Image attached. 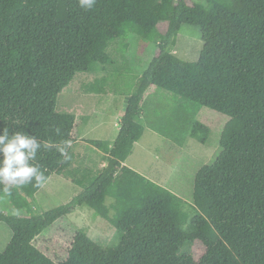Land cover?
Wrapping results in <instances>:
<instances>
[{"label": "trees", "instance_id": "obj_1", "mask_svg": "<svg viewBox=\"0 0 264 264\" xmlns=\"http://www.w3.org/2000/svg\"><path fill=\"white\" fill-rule=\"evenodd\" d=\"M184 24L202 31L196 62L172 52ZM131 36L154 43L155 56L136 77L116 140H86L105 155L98 170L85 168L74 151L77 118L57 112L59 95L79 73L95 76L84 92L109 94L105 86L123 74L114 55ZM151 87L170 104L157 110L156 131L180 145L184 134L208 144L202 109L229 118L220 155L195 177L192 205L126 165L145 133L140 103ZM5 127L64 146L65 155L42 146L35 163L48 180L61 176L82 192L37 216L30 203L43 187L5 192L0 184L9 201L0 222L12 231L0 264H264V0H96L90 10L80 0H0ZM82 206L108 221L119 243L107 246L84 228L71 241L63 235L53 257L43 251L46 231Z\"/></svg>", "mask_w": 264, "mask_h": 264}, {"label": "rangeland", "instance_id": "obj_2", "mask_svg": "<svg viewBox=\"0 0 264 264\" xmlns=\"http://www.w3.org/2000/svg\"><path fill=\"white\" fill-rule=\"evenodd\" d=\"M178 1L175 0L176 3ZM202 1L187 0V3ZM166 27L163 25L160 31L165 33ZM121 41L118 52L114 56H118L119 60L118 73L123 74L116 75L117 80L105 86L109 94L97 95L84 92L83 86L93 82L95 76L89 73H79L58 98L57 112L75 115L77 118V129L74 136L79 142L75 145L74 151L81 154L77 162L85 168L98 170L102 156L105 155L88 144L86 140H99L108 144L116 140L126 105L129 104V96L136 89L137 78L144 72L141 71L144 62L155 56L156 45L154 43L143 41L135 36ZM202 47L201 28L184 24L172 52L186 61L196 62L199 60ZM139 72L142 73L137 74ZM140 105L144 112L138 122L145 127V133L135 144L133 154L126 161V165L153 182L173 191L185 200L188 206L192 205L195 177L202 167L214 163L220 155V136L229 118L210 109H202L201 120L211 131L208 144L200 145L184 134L187 143L180 145L156 131V127L162 123V119L156 121L157 110L163 108L170 110V104L166 102L165 97L158 95L154 87H151ZM172 106H174L173 103ZM81 192L80 187L61 176L54 175L30 203V209L34 215L39 216L68 204ZM27 200L29 201L28 198ZM5 203H9L8 199L0 197V209L8 212ZM13 213L21 215L16 211ZM94 215L90 208L78 207L74 214L56 222L50 231L48 229L46 231L48 233L39 240L38 245L53 257V251L60 247L53 248L65 241V239L61 240L63 235L71 241L78 231L89 228V235L93 239L102 241L107 246H116L119 240L114 228L110 227L108 221ZM11 238V229L7 224L0 222V252L6 250ZM55 241L57 242L54 243ZM63 245L64 250L66 246ZM198 251L202 252V249Z\"/></svg>", "mask_w": 264, "mask_h": 264}, {"label": "clouds", "instance_id": "obj_3", "mask_svg": "<svg viewBox=\"0 0 264 264\" xmlns=\"http://www.w3.org/2000/svg\"><path fill=\"white\" fill-rule=\"evenodd\" d=\"M95 3L96 0H80V6L89 10ZM42 146L55 147L61 155L66 154L64 146L47 141L42 145L33 135L21 131L10 134L7 127L0 132V184L6 185L5 192L10 191L7 185L21 187L34 181L36 186L43 187L47 183L48 177L35 163Z\"/></svg>", "mask_w": 264, "mask_h": 264}, {"label": "water", "instance_id": "obj_4", "mask_svg": "<svg viewBox=\"0 0 264 264\" xmlns=\"http://www.w3.org/2000/svg\"><path fill=\"white\" fill-rule=\"evenodd\" d=\"M126 103L128 104V100L126 101ZM127 106V105H126ZM127 109V107L125 108V110Z\"/></svg>", "mask_w": 264, "mask_h": 264}]
</instances>
